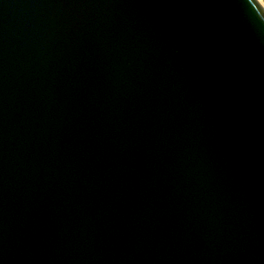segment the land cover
<instances>
[{
    "label": "water",
    "instance_id": "95a60500",
    "mask_svg": "<svg viewBox=\"0 0 264 264\" xmlns=\"http://www.w3.org/2000/svg\"><path fill=\"white\" fill-rule=\"evenodd\" d=\"M0 264H264L258 0H0Z\"/></svg>",
    "mask_w": 264,
    "mask_h": 264
},
{
    "label": "rangeland",
    "instance_id": "374dc122",
    "mask_svg": "<svg viewBox=\"0 0 264 264\" xmlns=\"http://www.w3.org/2000/svg\"><path fill=\"white\" fill-rule=\"evenodd\" d=\"M260 2H261V4L263 5V7H264V0H260Z\"/></svg>",
    "mask_w": 264,
    "mask_h": 264
},
{
    "label": "bare ground",
    "instance_id": "6f19581e",
    "mask_svg": "<svg viewBox=\"0 0 264 264\" xmlns=\"http://www.w3.org/2000/svg\"><path fill=\"white\" fill-rule=\"evenodd\" d=\"M259 1V3L261 4V2H260V0H258ZM262 5V4H261ZM263 6V5H262ZM264 8V7H263Z\"/></svg>",
    "mask_w": 264,
    "mask_h": 264
}]
</instances>
